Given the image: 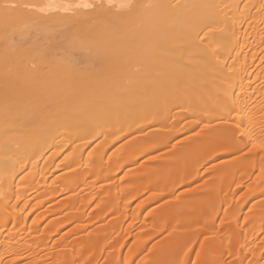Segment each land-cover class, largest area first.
<instances>
[{
	"label": "bare ground",
	"instance_id": "bare-ground-1",
	"mask_svg": "<svg viewBox=\"0 0 264 264\" xmlns=\"http://www.w3.org/2000/svg\"><path fill=\"white\" fill-rule=\"evenodd\" d=\"M127 3L132 7L120 6ZM5 4L21 7L5 10L2 7ZM49 4L53 6L51 9L46 7ZM77 4H90L92 7H75ZM23 5L35 7L24 8ZM38 7H45V11H38ZM263 88L264 0H0V226L6 222L8 210L16 212L17 206L20 207L18 210H27L25 222L31 213L40 211L37 223L46 215H56L70 208L73 210L78 197L73 199L69 195L65 204L52 202L46 205L64 192L62 189L47 193L46 188L60 179L69 178L84 166L91 168L88 169L92 177L85 189H88L86 192L92 191L93 197L91 195L90 198L96 202L101 215L105 211L101 218L113 214L120 215L123 220L130 217L136 221L140 210L163 196L166 199L159 205V210L152 216L149 214L153 232L149 235L145 233L147 238L141 239L142 242H154L162 237L156 242H170V247L178 242H189V247H184L191 248L194 246L192 243L200 241V236H207L205 233L210 234L215 227H208L206 229L212 231L204 232L195 225L198 223L195 215L205 198H201L202 194L199 196L200 192L196 197V187L190 188L191 191L182 190L181 195L176 192L199 181L204 174L200 176L196 173L200 166L202 168L204 163L223 154L240 153V156L236 154V158L246 160L250 168L257 165L256 170L264 172V143L261 144L264 139V108H258V105L264 104ZM195 109H201L202 115L207 110L214 115L207 120L202 119L192 113ZM219 109L220 114L216 113ZM191 117H198V120L187 121ZM194 127L198 131L189 135L193 136L191 140L187 135V138L180 139L179 145L171 143L179 136L190 134ZM254 127L258 130V138L255 142V138L252 139L253 143H249L248 149L241 153L245 143L238 141L236 144L233 141L240 133L245 134L243 131L247 128L252 130ZM155 141L158 144L152 145ZM93 142L98 154L89 160L83 158L85 150ZM140 144L151 146L140 151ZM191 146L197 155L202 154L204 158L200 155V159L188 167L183 163H188L186 158L189 159L193 153ZM162 147L170 150L165 148V153L162 151V154L146 161L153 165H135L140 156L134 155V152L140 151L139 154L143 155ZM123 148L128 154L129 149L135 150L130 156ZM216 148L222 150L216 152ZM166 153L175 157L170 159L166 155L165 159L163 154ZM120 155L122 162L110 170L114 163L111 160L118 159ZM132 156L138 159L134 160ZM180 163L183 165H179V175L173 176ZM251 163L254 164L251 166ZM129 164L136 167L126 170L117 180L108 179L112 177L109 175L115 176ZM156 165L164 172V177L160 175L164 179H158L159 182L157 177L150 176L151 169ZM215 167L209 166L208 171L216 170ZM59 170L62 173L53 176V172ZM146 172L145 176H150L148 180L124 196L126 192L119 189L120 184L135 180ZM193 172L195 175L190 176ZM250 173L252 170L246 172L245 181L249 180ZM238 178L232 183L235 184V189L231 188L233 192L228 189L231 197L243 185ZM222 185L219 183L211 187V193L216 189L223 193L225 190L221 192L220 189ZM40 189L42 193L34 195ZM150 189L158 190L159 194L141 200L129 216L126 211L130 204ZM263 190L264 187L257 193ZM188 194L190 196L187 197ZM249 198L250 195L246 200ZM32 199L36 200L30 204ZM89 201L85 204L92 202ZM231 211L229 207L225 210L224 221L232 219L234 211ZM263 211L260 209L254 214ZM20 213L12 217L13 226L16 223L17 227L22 225L18 222ZM71 215L65 216L62 221L54 219L51 226L58 230L72 221L81 220L80 215ZM233 223L225 221V236L243 230L233 226ZM36 224L32 226V231L38 230ZM84 228L76 225L71 229L76 233ZM130 228L128 233L125 232L126 237L122 236L124 240H119V247L126 244L127 237L130 238ZM103 229L99 227L97 231L103 233ZM95 231L87 236L90 241L85 244L77 242L74 246H69L70 242H53L52 246L48 242H32V245L27 242V245L18 238V242L14 238L15 242H9L13 233L8 232L11 235L4 234L8 236L7 242L0 238V264H121L120 261L117 263L119 259L111 250L105 254L99 250V254L93 251L95 255L85 253V249L93 250L95 245L102 244L106 249L112 243L108 244L100 231L97 234ZM63 235H67V231ZM0 236L3 234L0 233ZM98 236H101L102 242H96ZM239 240L238 236L231 235L225 242L229 255L234 259L239 256L238 245L242 243L246 249L250 243ZM138 244L142 243L139 241ZM263 249L264 239L252 248L258 262ZM135 251L138 254L139 251ZM163 260L159 262L169 263Z\"/></svg>",
	"mask_w": 264,
	"mask_h": 264
},
{
	"label": "rangeland",
	"instance_id": "rangeland-1",
	"mask_svg": "<svg viewBox=\"0 0 264 264\" xmlns=\"http://www.w3.org/2000/svg\"><path fill=\"white\" fill-rule=\"evenodd\" d=\"M77 54V53H76ZM74 54V56L77 58V55L79 56V54ZM79 58V57H78ZM77 58V59H78ZM78 61H80V59L78 60ZM260 83V82H259ZM264 89V88H263ZM256 91V90H255ZM256 101H254V104L259 100V97L257 98V99H255ZM256 105V104H255ZM261 107H263L264 108V104H260V106L258 105V108H261ZM167 108V107H166ZM220 111V109L218 110V111H216V113H218ZM198 112H200V113H198ZM208 112V113H207ZM193 114H196L198 117H202V119H208L209 117H213V115H214V112H210L209 110H207L206 112H203L204 114V116L202 115V112H201V109H200V111L198 110V109H195L193 112H192ZM206 113V114H205ZM220 113H222V112H219V114ZM201 115V116H200ZM198 117H191L190 119H188L187 121H197L198 120ZM264 119V118H263ZM218 120H220V119H217L216 121H218ZM186 121V122H187ZM183 123H185L184 121H183ZM259 123V122H258ZM257 123V124H258ZM255 127H258V125L257 126H255ZM255 127L254 128H252V130H250L251 128H247V130H245V131H243V132H246L245 134H247L246 136H245V134L244 133H240V136L238 135V137L236 138V139H234V141L233 142H235L236 144H237V142L239 141V142H243V143H245V145H246V148H245V145L241 148L242 150H241V153L242 152H244V150H247L248 148H247V145L249 144V143H251L253 140L252 139H254L255 138V140L253 141V142H255L256 141V138H258V134H256L257 133V129H255ZM194 128H196V127H194ZM194 128H192L193 130L191 131L190 130V134H189V132L187 133V134H185L184 136H179L178 138H176V139H173L172 141H171V143L173 144V143H176V145H179V143H181L180 142V139H182V138H184L185 136H187L188 135V138L191 140L192 138H193V136H189V135H193V134H195L198 130H197V128L194 130ZM250 130V131H249ZM254 130V132L252 133L251 131H253ZM257 130V131H256ZM195 131V132H194ZM256 131V132H255ZM192 132V133H191ZM250 132L252 133L251 135H248V134H250ZM255 133V136L253 135ZM244 134V135H243ZM185 138H187V137H185ZM262 138V137H261ZM263 139V138H262ZM260 141H261V139H260ZM157 141H155V142H152V145H156V144H158V143H156ZM252 142V143H253ZM262 143L261 144H263L264 143V139L261 141ZM151 144V143H150ZM233 144V143H232ZM139 145V144H138ZM141 145V144H140ZM137 145H134V147H136ZM146 146V147H145ZM150 146L151 145H149V144H146V145H141V146H139V149H138V146L136 147L138 150H140V151H142V150H144L145 148H147V147H149L150 148ZM182 146V145H181ZM131 147H132V145H131ZM192 148H191V151H193V153H195L194 151L195 150H193L194 149V147L193 146H191ZM249 147V146H248ZM95 147V142H93V143H91V144H89V147H87V149L85 150V152H84V154H83V158H86V159H91L92 157H94V156H96L97 154H98V149ZM128 148V147H127ZM144 148V149H143ZM160 148V147H159ZM159 148H157V149H159ZM166 147H162L161 149H159L158 151H157V149L156 148H154L155 150L154 151H150L149 150V152H147V154L145 153V154H143V155H140L139 154V152L137 153V151L136 152H134V155H139L140 156V158L138 159V157L136 156V157H134V156H132L133 157V159L135 160V159H138V160H135L136 161V163H135V165H137V164H140V163H145L144 165H146V166H151V165H153L152 163H148V162H146L150 157H153L154 155L156 156V155H159V154H162V151H163V153H165L166 152V149H167V151L168 150H170V148L168 149V148H166ZM125 148H123V150H124ZM136 149V150H137ZM148 149V148H147ZM218 149V150H217ZM128 150V149H127ZM131 149H129L128 151H129V154L130 153H132L135 149H133V151L131 150ZM220 150H222L221 148H216V152L218 151H220ZM125 151V150H124ZM191 151H190V153H191ZM122 152V151H121ZM126 152V151H125ZM97 153V154H96ZM127 153V152H126ZM193 153H191L190 155L191 156H189V159L188 158H186L187 159V162L188 163H186V162H184L183 164H186V166H192L193 164H194V162L193 161H197L198 159H200V155L201 156H203V158H204V155H202V154H199V155H197L198 153H195V155L196 156H194L193 155ZM236 153V152H235ZM128 154V153H127ZM128 154V155H129ZM133 154V153H132ZM207 154V153H206ZM206 154H205V156H206ZM238 156H240L238 153H236ZM236 154L234 155V154H223L222 156L221 155H219L216 159H213L212 161L211 160H209V161H211V162H206V163H208V164H206V163H204V164H206V165H202V168H201V166H200V169L198 170V171H196V173L197 174H199L200 176H201V174H203L202 176L204 177H201L200 178V180L199 181H197L196 180V182L194 181V183L191 185V186H189V187H186V188H180L179 190H177V195H179L178 193H180V195H181V193H183L182 192V190L183 191H185V190H187V189H189L190 190V188H193L194 189V187H196L198 190L196 191V197L199 195V192H200V195L199 196H201V194H202V196H201V198H204V202L202 201L201 202V209H199V211L196 213V217H195V220L198 222V223H196L195 225L196 226H198L199 228H197L198 230L200 229V230H203L204 232H206V230L207 231H212V229H206V228H208V227H212V228H214L215 227V230H213L210 234H207V233H205L207 236H200L201 238H200V241H202V237H203V241L202 242H200L199 240L197 241V242H194V243H192V244H194V246L192 245V249L191 248H185V247H189V242H181V244L183 245H181L180 244V242H176L177 243V245H171L172 247H170V245H168V244H170V242H159V240L156 242V240L157 239H161L160 237H158L156 240H154V242L152 241H150V242H145L144 241V243L142 242V240H146L145 238H147V236L146 235H149V234H151V232H153V227L151 226L152 224H151V218H150V215L151 214H155L158 210H159V208H160V204L163 202H165V199H166V197L164 198L163 196L162 197H160L161 198V200H160V198H159V200L157 201L156 200V202L154 201V202H151L149 205H147L144 209H142V210H140L141 212H140V214H139V219H137L136 221H133L130 217H125V220H123L122 218H119V216L117 215H113L112 214V216L110 215H105V216H103L102 218H101V216L102 215H104L105 214V211H103L104 213H102V215H101V213H100V209H98L97 210V205L95 204L96 202L95 201H93V199H91L90 197H91V195H92V191L90 192H86L88 189H85V188H87V184H90L89 183V181L90 180H92V177L90 176L91 174H90V170H91V168L90 167H87V169H88V171H87V169L84 167V166H82L84 169H78V172H76V173H72L70 176H69V178H66V179H60L59 180V182H57L55 185H53L52 187H48V188H46V191H47V193L49 192V191H56V190H59V191H61L62 189L64 190V192H62V194L63 195H58V196H56V198H54V200H52L51 202L49 201V202H46L47 204L46 205H50V204H53V203H55L56 205L59 203V205L61 204H65V202H67L66 200L70 197V198H73V199H75L76 197H78V198H76L77 200H75V202H76V205L74 204L73 205V210H71L72 208H70V210L68 209V211L66 210L65 212L63 211L62 213H57L56 215H51V216H49V215H46V217L40 222V223H37L36 221H37V219H38V217H39V212L40 211H38V212H35V213H31V215H29V217H27V219H25L26 220V222L24 221V218H25V214H26V212H27V210H24V211H22L21 209V211L20 210H18L20 207H16V208H18V209H15V211L16 212H13L12 213V211L11 212H9V210H8V212H7V214H5V218L7 219L6 220V222L4 223L3 222V224H2V226H0V230L3 232H1L0 231V233L1 234H3V236H0V238H3L4 240H2V241H4V242H7L6 240H8V236L7 237H5L6 236V234L9 232H11V233H13V231L14 232H16V234H12V236H11V238L12 239H9L8 241L10 242V240H11V242H12V240H13V242H15V240L17 241V238H18V241H21V242H26V244H27V242L30 244V245H32V242H48V244L50 245V246H52L53 245V242H70V244H69V246H74V245H77V242H79V243H81V242H84V244H85V242H87V241H90V240H87V239H90L89 237H90V233L93 231H95V229H97V227H98V229H99V227L100 228H102V227H104V231H103V233L100 231V233L102 234L101 236L102 237H105L107 240H105L106 242H108V244L110 243V242H112V243H110V246H106V249H105V246L104 245H102V244H99L100 246H96L95 245V247H93V250H90L89 248L88 249H85V253H87V255L88 254H94V252H95V254H99V251H102L101 253H103V254H105V253H108L110 250H111V252L113 253V251H114V256L117 258V259H119V260H116L117 261V263L119 262V263H121V264H161V262H159V261H161V259H164V260H166V263H167V261L169 262L168 264H171V263H173L174 261V264H230V263H232V264H236V262L238 263V264H262L263 262H264V249H263V251H262V257L260 258V260H259V262H258V260H256V258H254V256H253V250H252V248H253V246H254V244H256V242L258 243V242H260V241H262L263 239H264V211L263 212H261V213H258V214H254V212L255 211H258V210H260V209H264V207L262 206L261 207V205L263 204V199H264V190H263V192L261 193L260 192V194L259 193H257V191L258 190H260L261 188H263L264 187V172H262V173H259L256 169H257V167H255V166H257V165H253L254 167H252V168H250L249 166L250 165H248V164H250V163H247L246 162V160H244V161H242L241 159H240V157H239V159H238V156H237V158H236ZM123 155V154H122ZM122 155H120V157H117L118 159H112L111 161H113L114 163H113V168H110V167H112V166H109V168H110V170L112 169H114L115 168V166H117V163L119 164L120 162H122L121 160H122ZM167 155V157L169 156L170 157V159H172L173 157H175V155H171L170 153L168 154V153H166L165 155L163 154V156H164V158L166 159V156ZM234 155V156H233ZM125 157L127 156L126 154L124 155ZM130 156H131V154H130ZM163 156H161L162 158L161 159H163ZM193 156L196 158V160H195V158H193ZM198 156V157H197ZM69 157V156H68ZM168 157V158H169ZM192 157V158H191ZM235 157V158H234ZM124 158V157H123ZM202 158V159H203ZM232 158V159H231ZM234 158V159H233ZM186 159H183L182 161H186ZM231 161H230V160ZM235 159H237V160H235ZM169 160V159H168ZM236 162H235V161ZM111 161H110V163H111ZM231 163H230V162ZM234 161V162H233ZM242 161V162H241ZM251 161V160H250ZM170 162V161H169ZM249 162V161H248ZM254 163L255 162H257V157H256V160L255 161H253ZM237 163V164H236ZM245 163V164H244ZM254 163H251V166H252V164H254ZM162 163H160V165H161ZM183 164H178V167L176 168V170H174L173 172H175L174 173V175H173V173H172V175L173 176H178L179 175V173H180V166L179 165H183ZM256 164V163H255ZM135 165H133V164H129V166L128 165H125L126 167H124L123 169H122V171L119 173V172H116L117 174L115 175V176H113V175H109V176H112V177H109L108 179L109 180H112L113 178L115 179V180H117V179H119V177H121L122 175H123V173L126 171V170H128V169H131V168H134V167H136ZM157 165H159V164H157ZM156 165V167L154 166L152 169H151V172L152 173H154V174H152L151 172H149V173H151L150 174V176L152 177L153 175L155 176L154 178H156L157 177V180L158 179H160V178H163L164 177V172H162L161 170H163V169H161V167H158ZM159 165V166H160ZM213 165V166H212ZM241 165V166H240ZM245 165V166H244ZM209 166H210V168H214V166H217V167H215V169L216 170H213V169H211V170H209L208 171V169H209ZM212 166V167H211ZM81 167V168H82ZM218 167H221V168H218ZM246 167V168H245ZM249 167V168H248ZM156 168V169H155ZM184 168V167H183ZM187 167H185L184 169H186ZM217 168H218V170H217ZM235 168V169H234ZM237 168V169H236ZM154 169V170H153ZM247 169H249V170H247ZM155 170H160V172H162V173H158L157 171H155ZM182 170V169H181ZM238 170V171H237ZM252 170V173H250V178H249V180L247 179L246 181L244 180V178H245V174H246V172H250ZM81 171H83V172H81ZM164 171H166V170H164ZM204 171V172H203ZM208 171V172H207ZM214 173H213V172ZM254 171V172H253ZM85 172V173H84ZM108 172H109V170H108ZM167 172V171H166ZM195 172V171H194ZM192 173L190 176H194L195 175V173ZM199 172V173H198ZM62 173V170H59V171H57V172H53V176H56V175H60ZM88 173H89V175H88ZM148 172H146V173H143L139 178H136L135 180L133 179L132 181H123L121 184H120V188L119 189H121V191H123V192H126L125 194H124V196L126 195H128V193L129 192H133L135 189H137L139 186H141V184L144 182L145 183V181L146 180H148L147 178L148 177H150V176H148V177H146L145 175L147 174ZM210 173V174H209ZM232 174V175H231ZM242 176H241V175ZM254 174V175H253ZM160 175H163V177H160ZM172 175H171V177H172ZM237 175V176H236ZM90 176V177H89ZM238 176L239 177H242V178H238ZM236 177L239 179L238 181L239 182H241L240 184L242 185V187H239L237 190L238 191H235L234 192V195H233V197H231V195H230V191L232 190V192H233V189H235V188H233L234 186H235V184L233 185L232 183H235V180L234 179H236ZM253 177V178H252ZM58 178V177H57ZM153 178V177H152ZM252 178V179H251ZM151 179V178H150ZM164 179V178H163ZM204 179V180H203ZM231 179V180H230ZM243 181H241V180ZM156 180V181H157ZM228 180H229V182H228ZM237 181V180H236ZM237 181V182H238ZM248 181V182H247ZM91 182V181H90ZM158 182H159V180H158ZM199 182V183H198ZM202 184L201 186H199V184ZM219 183H223V185H222V187L220 188L221 189V192H223V190H225L224 192H227V193H220V191L219 190H213V192L211 193V187L213 188V186H215V185H217V184H219ZM116 184H119V182H116ZM227 184V185H226ZM195 185H198V186H195ZM240 185V186H241ZM85 186V187H84ZM65 188V189H64ZM195 188V189H196ZM231 188H233V189H231ZM156 189V188H155ZM230 191H229V190ZM84 190V191H83ZM202 190V191H201ZM27 191H29V190H27ZM33 191V190H32ZM39 191V192H38ZM41 191V192H40ZM42 189H40V190H37L36 192H34V195L37 193V194H39V193H42ZM66 191V192H65ZM160 191V190H159ZM181 191V192H180ZM191 191V190H190ZM195 191V190H194ZM24 192H26V190L24 191ZM192 192H193V190H192ZM191 192V193H192ZM229 192V193H228ZM44 193V192H43ZM65 193V194H64ZM77 193V194H76ZM79 193V194H78ZM89 193V194H88ZM91 193V194H90ZM220 193V194H219ZM120 194V193H119ZM154 194H159L158 193V190L157 191H155V190H153V189H150V191H148L146 194H143L142 195V198L141 197H138L137 198V200H135V201H133L132 202V204H130L131 206H129V208H130V210H129V208L127 209V214L129 215V214H131V212L132 211H135L136 209L135 208H138V205H140V203H141V200L143 201L145 198H147L148 196H150V197H152ZM161 194V193H160ZM198 194V195H197ZM210 194V195H209ZM214 196H213V195ZM223 194V195H222ZM228 194V195H227ZM70 195V196H69ZM183 195H185V194H183ZM219 195V196H218ZM250 195V198L249 199H247L246 200V198H247V196H249ZM65 196H67V197H65ZM69 196V197H68ZM76 196V197H75ZM80 196V197H79ZM88 196V197H87ZM187 197L188 196H190V194H188V195H186ZM198 196V197H199ZM211 196H213V197H211ZM252 196V197H251ZM92 197H93V195H92ZM119 197V196H118ZM150 197H148V198H150ZM185 197V196H184ZM126 198V197H125ZM164 198V199H163ZM63 199V200H62ZM90 201H89V200ZM207 199V200H206ZM25 200L26 199H24V202H25ZM35 200L36 199H32L31 200V202H30V204H32L33 202H35ZM62 200V201H61ZM65 200V201H64ZM203 200V199H202ZM86 201H89L88 203H90L91 201V203L90 204H85V203H87ZM53 202V203H52ZM58 202V203H57ZM61 202H63V203H61ZM74 202V203H75ZM122 203V202H121ZM160 205V206H159ZM19 206H21V205H19ZM204 206V207H203ZM58 207H60V206H58ZM88 207V208H87ZM93 207V208H92ZM229 207V208H231V210H233V211H231V213H232V216L234 217V219H233V217H232V219L231 220H229V221H227V220H225L226 221V223H228V222H234L233 224H235V225H233V226H236V227H239V228H241V229H243L242 231H239V232H232L231 234H229V235H224V233H223V228H224V226L226 225L225 224V221H224V219H225V217L223 216V214H224V212H225V210H227V208ZM67 209V208H66ZM86 209V210H85ZM96 209V210H95ZM135 209V210H134ZM220 209V210H219ZM104 210V209H103ZM128 210H129V212H128ZM219 210V211H218ZM81 211H83V214H84V216L81 214L82 212ZM230 211V210H229ZM20 212H22V213H20ZM81 212V213H80ZM101 212H102V210H101ZM152 212V213H151ZM154 212V213H153ZM227 212V211H226ZM18 213H20L19 214V216H21V217H19L18 218V222L20 221V224H22V225H19V227H17L18 225H16V224H18V223H16L14 226L12 225L13 224V220H12V217H15L16 216V214H18ZM78 213H80V214H78ZM125 213V212H124ZM71 214H74V216H76V214L77 215H80V218H81V222L79 221V222H75L74 221V223H73V221H72V223H70L68 226H66L65 225V227H63V228H61V229H58V228H56V229H58V230H54L53 229V227L51 226V222L54 220V219H58L59 221H62L63 220V218L65 217V216H67L68 215V217H71V216H73V215H71ZM106 214H107V212H106ZM126 214V215H127ZM150 214V215H149ZM217 214V215H216ZM71 215V216H70ZM99 215V216H98ZM148 215V216H147ZM257 215V216H256ZM83 218H82V217ZM109 216V217H108ZM130 216V215H129ZM152 216V215H151ZM180 216H182V214L180 213ZM259 216H261V217H259ZM48 217V218H47ZM79 217V216H78ZM85 217V218H84ZM117 217V218H116ZM124 218V217H123ZM169 217H167L166 219H168ZM102 219V220H101ZM123 221H122V220ZM171 219V218H170ZM227 219V218H226ZM257 219V220H256ZM169 220V219H168ZM194 220V221H195ZM223 220V221H222ZM24 222V224H23V222ZM35 222V223H34ZM121 222V223H120ZM36 224L37 225V229L38 230H34V231H32L33 230V228H32V226L34 225V224ZM134 223V224H133ZM204 223V224H203ZM206 224V225H205ZM11 225H12V227H11ZM76 225H82V226H84L85 228L80 232V231H77L76 233H75V231L74 232H72V227H74V226H76ZM213 225H214V227H213ZM30 226H31V228L32 229H30ZM102 226V227H101ZM120 226V227H119ZM131 226V228L132 227H134V228H130V234H129V237L131 238H126V240H127V242H125L124 244L125 245H123V246H120L119 247V243H121V242H119V240L121 241L122 239H123V237L125 238L126 237V235L127 234H125V232H127V230H128V232H129V227ZM203 226H205L204 228H203ZM200 227H202V228H200ZM121 228V229H120ZM128 228V229H127ZM149 228V229H148ZM3 229V230H2ZM8 229H9V231H8ZM97 229V230H98ZM120 229V230H119ZM123 229H124V232H122L123 231ZM134 229V230H133ZM136 229V230H135ZM147 229V230H146ZM16 230H18L19 231V233H18V231H16ZM69 230H71V231H69ZM95 231L96 232V234L97 233H99V231ZM132 230H133V232H132ZM140 230V231H139ZM144 230H146L145 232H144ZM150 230V231H149ZM21 231V232H20ZM29 231H31V232H29ZM66 231H67V235H63V234H66ZM68 231L69 232H72V234L73 235H71V234H69L68 233ZM136 231V232H135ZM139 231V232H138ZM144 233V234H141L142 232ZM202 231V232H203ZM127 232V233H128ZM208 232V233H209ZM214 232V233H213ZM8 233V234H9ZM108 233V234H107ZM117 233H118V235H117ZM124 233V234H123ZM134 233H135V235H136V238L134 237L133 238V236H135L134 235ZM137 233V234H136ZM145 233H146V235H145ZM148 233V234H147ZM213 233V234H212ZM4 234H5V236H4ZM21 234V235H20ZM95 234V233H94ZM105 234V235H104ZM123 234V235H122ZM140 234V235H139ZM204 233H202L201 235H203ZM9 235H11V234H9ZM89 235V237H87ZM125 235V236H124ZM131 235V236H130ZM133 235V236H132ZM141 235H143V236H141ZM209 235H211V236H209ZM238 236V240H239V238L241 239V240H239L238 242H250L249 243V247L247 246V247H245L246 249H244L243 247V245H242V243L240 244V245H238V254H239V256H243V258H244V260H242V259H239L240 257L238 256V257H235L236 259H234V258H232L230 255H229V253H228V249L226 248L227 246H226V244H225V242H226V240L227 239H230V236ZM92 236H95V235H92ZM101 236H100V238H101ZM123 236V237H122ZM146 236V237H145ZM229 236V237H228ZM108 237V238H107ZM15 240H14V239ZM20 238V239H19ZM65 238V239H64ZM68 238V239H67ZM93 238V237H92ZM99 238V236H98V239L96 238V242H102L101 241V239ZM104 238V239H105ZM111 238V239H110ZM134 239V241H136V242H134L133 243V239ZM140 238V239H139ZM86 239V240H85ZM95 238H93V240H94ZM130 239V240H129ZM138 241H137V240ZM142 239V240H141ZM1 240V239H0ZM67 240V241H66ZM82 240V241H81ZM100 240V241H99ZM109 240V241H108ZM111 240V241H110ZM124 240V239H123ZM243 240V241H242ZM17 241V242H18ZM104 241V242H105ZM131 241H132V243H131ZM139 241L142 243V244H138L137 245V243H139ZM95 242V241H94ZM119 242V243H118ZM204 242V243H203ZM252 242V243H251ZM76 243V244H75ZM187 245H186V244ZM191 243V242H190ZM199 245H198V244ZM213 243V244H212ZM222 243V244H221ZM174 244V243H173ZM223 244H225V245H223ZM28 245V244H27ZM98 245V244H97ZM113 245V246H112ZM122 245V244H121ZM168 245V246H167ZM184 245H185V247H184ZM191 245V244H190ZM242 245V246H241ZM102 246V247H101ZM130 246V247H129ZM175 246H176V248H175ZM214 246V247H213ZM221 246H223V247H221ZM101 249H100V248ZM104 247V248H103ZM113 247V248H112ZM116 247H118L117 249H116ZM141 247V248H140ZM182 247H184L185 249H182ZM240 247H241V249H240ZM97 248V249H96ZM72 249V248H71ZM94 249H96V250H94ZM103 249V250H102ZM105 249V250H104ZM187 249H189V251H186ZM192 251H191V250ZM1 250L2 249H0V252H1ZM99 250V251H98ZM116 250H118V251H116ZM120 250V251H119ZM135 250H138L139 252H137L138 254H136V251ZM184 250V251H183ZM197 250H198V253H197ZM94 251V252H93ZM97 251V252H96ZM154 253H153V252ZM196 251V252H195ZM110 252V253H111ZM133 252V253H132ZM157 254H156V253ZM196 253V254H195ZM228 253V254H227ZM29 254V253H28ZM94 254V255H95ZM134 254V255H133ZM156 254V255H155ZM160 256H159V255ZM242 254V255H241ZM197 257H196V256ZM229 256H230V258H229ZM164 257V258H163ZM178 257V258H177ZM196 257V258H195ZM158 258V259H157ZM161 258V259H160ZM177 258V259H176ZM174 259V260H173ZM199 259V260H198ZM232 261H231V260ZM6 260V259H5ZM164 260H163V262H164ZM169 260H173L172 262L171 261H169ZM236 260V261H235ZM129 261V262H128ZM194 261V262H193ZM235 261V262H234ZM242 261V262H241ZM256 261L258 262V263H256ZM159 262V263H158ZM177 262V263H176ZM222 262V263H221ZM230 262V263H229ZM90 264V263H89ZM264 264V263H263Z\"/></svg>",
	"mask_w": 264,
	"mask_h": 264
},
{
	"label": "snow or ice",
	"instance_id": "snow-or-ice-1",
	"mask_svg": "<svg viewBox=\"0 0 264 264\" xmlns=\"http://www.w3.org/2000/svg\"><path fill=\"white\" fill-rule=\"evenodd\" d=\"M92 7V5H90V4H83V5H80V4H77V5H75V7ZM121 7H128V8H131L132 7V5L130 4V3H127V4H122V5H120ZM5 10H7V9H18V8H20L21 7V5H18V4H5V5H3L2 6ZM23 7L24 8H28V7H35V6H29V5H23ZM47 8H49V9H51L53 6L51 5V4H49V5H47L46 6ZM173 7H175V5H173ZM37 10L38 11H40V12H43V11H45V7H38L37 8ZM6 15H7V11H6V13H5ZM262 171H264V170H262Z\"/></svg>",
	"mask_w": 264,
	"mask_h": 264
}]
</instances>
